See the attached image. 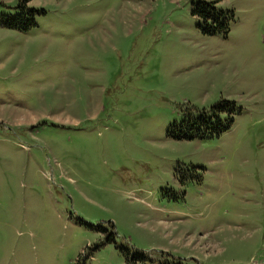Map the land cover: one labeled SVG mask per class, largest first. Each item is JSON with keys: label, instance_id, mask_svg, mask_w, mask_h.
Segmentation results:
<instances>
[{"label": "rangeland", "instance_id": "rangeland-1", "mask_svg": "<svg viewBox=\"0 0 264 264\" xmlns=\"http://www.w3.org/2000/svg\"><path fill=\"white\" fill-rule=\"evenodd\" d=\"M217 1L0 0V264H264V0Z\"/></svg>", "mask_w": 264, "mask_h": 264}, {"label": "trees", "instance_id": "trees-1", "mask_svg": "<svg viewBox=\"0 0 264 264\" xmlns=\"http://www.w3.org/2000/svg\"><path fill=\"white\" fill-rule=\"evenodd\" d=\"M22 4L20 5L21 9L24 7L29 0H20ZM221 0H218L219 2ZM214 2L211 3H203L201 2L199 6H202L203 9L198 12L201 13L203 17V22L205 24L204 33L207 35H212L214 33H222L225 34L228 31L227 22H222L221 20L225 19L226 13L223 11H218L217 8L213 6ZM20 9V14L16 17L8 20V27L12 29H16L20 27V25L25 23L23 13ZM23 10V9H22ZM31 12L34 10H30ZM197 12V13H198ZM26 26H23V29L26 30ZM225 111H234L233 105L227 101H218L214 107H212L211 114L207 115L203 113L201 116L197 118L190 117L187 120L180 123H175L169 131H167V135L171 138H176L180 140H189V139H211L216 137V135H220L224 131L230 129L232 125L233 119L231 116L227 118V125L224 126V122L220 118V114ZM138 254V253H137ZM136 254V256H137ZM141 256V255H140ZM135 258V257H134ZM132 258V261H134ZM76 264H85V262H77Z\"/></svg>", "mask_w": 264, "mask_h": 264}]
</instances>
